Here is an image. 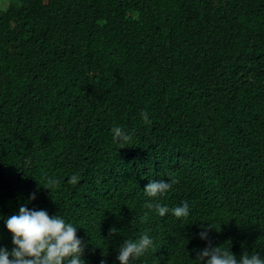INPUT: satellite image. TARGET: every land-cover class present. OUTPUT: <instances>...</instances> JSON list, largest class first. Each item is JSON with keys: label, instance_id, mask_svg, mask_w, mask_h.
<instances>
[{"label": "trees", "instance_id": "trees-1", "mask_svg": "<svg viewBox=\"0 0 264 264\" xmlns=\"http://www.w3.org/2000/svg\"><path fill=\"white\" fill-rule=\"evenodd\" d=\"M150 179L190 216L149 210ZM22 204L77 226L86 264L145 232L135 264L264 257V0H0V216Z\"/></svg>", "mask_w": 264, "mask_h": 264}, {"label": "clouds", "instance_id": "clouds-1", "mask_svg": "<svg viewBox=\"0 0 264 264\" xmlns=\"http://www.w3.org/2000/svg\"><path fill=\"white\" fill-rule=\"evenodd\" d=\"M141 122L151 124L146 112L139 113ZM112 142L122 146L132 140L131 133L119 126L111 128ZM77 177H72L74 182ZM57 183L55 180H48L49 190ZM171 181L165 182L162 179H150L143 189L144 195L149 198L146 207L160 217L170 214L177 219L190 216V209L187 202L169 207L161 204L160 199L172 187ZM36 193L29 195V200H35ZM0 220L7 232L11 235V248L0 245V264H86L82 259L85 243L76 235L78 227L66 221L63 216L49 215L45 209L28 208L26 204L19 206L14 214L2 217ZM201 226L198 233L199 239L208 240V229ZM115 228L110 229V234L115 233ZM154 247L153 238L143 233L135 238L125 239L119 246L116 255L118 264H135L141 257L145 256ZM195 264H264V257L258 253L242 254L237 259L229 248L221 249L214 247L209 242L206 247L196 253ZM103 264V262H102Z\"/></svg>", "mask_w": 264, "mask_h": 264}]
</instances>
